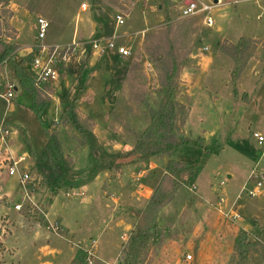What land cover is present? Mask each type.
<instances>
[{
    "label": "rangeland",
    "instance_id": "1",
    "mask_svg": "<svg viewBox=\"0 0 264 264\" xmlns=\"http://www.w3.org/2000/svg\"><path fill=\"white\" fill-rule=\"evenodd\" d=\"M199 1L216 4L211 13L212 28H206L199 16L181 18L176 0L0 3V56L7 57L0 63V95H7L8 85L13 87L12 107L0 98V135L3 128L7 132L3 138L5 143L0 140L4 143V147L0 146V193L11 192L10 204L0 206L2 215H11V219L9 216L0 219V264L45 261L33 263L30 255H25V245L31 242V225L36 223L44 229L48 225L43 221L45 217L30 206H24L19 212L13 210L14 202L20 201L22 193L16 178L8 176L12 165L5 160V150L7 145L17 155L34 153L36 157L43 151L45 135L32 112L31 96L21 87L13 68L18 66L31 77L37 71L32 67L34 59L45 63L54 46L63 48L52 59L59 79L41 88L49 96L43 99L45 108L40 119L56 129L70 173L56 196L44 175L35 170L28 173L39 181L37 188H31L39 209L48 212L50 208L49 218L60 217L69 227L70 234L62 238L43 230L42 237L48 246H57L61 251L57 264H65L71 256L74 259L71 264H87V254L81 251L84 249L93 254V264H98L97 257L108 261L107 264H123L126 258L130 264H170L178 252L179 259L186 255L196 258L195 251L187 249L186 244L193 241L192 234L203 207L197 194L200 192L204 198L215 201L222 197V191L232 201L235 199L233 210L237 213L221 210L218 214L223 222L231 228H236L232 226L239 220L241 225H248L252 241L258 244L257 253L251 252L241 260L233 253L235 239L232 242L228 234L222 240V254L230 252L225 264H264V193L254 198L241 193L252 170L256 168L264 173V144L259 145L254 138V134L264 138V118H256L251 113V103L248 104L257 86L254 104L264 112V6L260 4L258 10L254 9V2L259 0ZM83 5L85 10L81 9ZM116 15L123 16L122 26H115ZM39 18L48 23L42 41L36 40ZM112 36L117 37L118 45L130 49L129 58L121 59L113 54L99 57L89 52L92 41ZM241 40L245 46H241L236 57L231 46ZM41 45L48 52L42 51ZM171 56L179 64L172 93L178 104L175 133L177 138L197 142L201 149L178 148L170 156L144 160L137 153L139 137L153 126L152 112L165 102L161 82L164 65ZM128 157L139 160L135 167L147 166L150 160L165 168L170 160L189 163L195 174L190 177L183 174L179 178L178 189L172 193L169 203L179 196L178 205L173 203L162 211L167 204L155 220H141V211L135 212L138 224L134 230L143 231L148 244L141 247L137 242L131 246L128 234L123 243L124 254L119 255L121 246L116 248L111 241L108 244L114 235L109 236L104 225L122 213L121 208L111 203L110 195H118L120 200L131 199L127 198L130 192L121 187L135 167L129 165L120 173L119 167L113 165ZM159 172L158 168L152 174ZM6 175L9 179L4 180ZM115 176L118 180L113 181ZM196 176L198 185L194 187ZM104 187L109 200L102 203L100 190ZM163 187L168 194L170 182H164ZM131 201L134 199L128 200ZM234 215L239 220L232 218ZM153 223L156 229H150ZM200 242V238L194 241L195 246ZM19 245L24 248L17 260L13 257L14 248Z\"/></svg>",
    "mask_w": 264,
    "mask_h": 264
},
{
    "label": "crops",
    "instance_id": "2",
    "mask_svg": "<svg viewBox=\"0 0 264 264\" xmlns=\"http://www.w3.org/2000/svg\"><path fill=\"white\" fill-rule=\"evenodd\" d=\"M260 4H262V6H264V0H259L256 3L254 2V7H256L254 9L258 10L260 8V6H259ZM263 81H261L260 84H262ZM7 84H9V83H6V85ZM256 88H257V86L252 91L251 99H250L251 101L248 104L251 103V113H253V115L256 118H264V112L257 110L256 106L254 104L255 100L257 99V93H258L255 91ZM38 90L40 91L43 99H46V96H49V94L46 91H44L42 89H38ZM16 91H17V88H16ZM6 105H8V106L11 105V107H12V104H10V102L7 103ZM29 115L31 117H33V113H31V111H30ZM4 136H7V132H6L5 128H3V134L0 135V140L3 142H4V140H3ZM4 143L0 142V146H3L2 144H4ZM5 151H6L5 160L10 161L9 163L11 165L13 163H17L20 161L19 163H17V167H18L20 172H22V173L27 172L28 173V171H32L35 169L36 155L34 153H31V154L22 153V154L17 155L13 152L14 151L13 148L11 146H7V145H6ZM129 158L130 157L123 159L121 161H118L115 164H113L114 167H119V168H117V170H119L118 172L121 173V171L124 168L128 167L129 165H133L134 167L136 165H138L139 160L138 161H135V159L129 160ZM183 161H185V160H183ZM140 162L143 163L144 161L141 160ZM0 164H1V162H0ZM159 164L160 163H155V162H152L151 160L147 161V166L145 165V166H141V167H135L134 171L130 175H128V178L125 181V183L123 184L124 186L121 187V189L124 190L126 188L130 192V194L127 198H131V199L120 200V197H118V195H116V196L110 195L111 203H113V205L115 207L121 208L120 210L122 213L119 214L118 217H116L114 221L111 219V221H106V223L104 225V228H107V231L110 232L109 236L114 235V239H111V240L109 239L108 244L111 241L115 244L116 248L119 247V249H120V246L125 242L124 240H125L126 235L130 234V232L138 224V215L135 212L142 211L146 207V205H147L148 201L150 200L155 188L160 183L162 178L166 175L165 167H161ZM158 168L160 169V172L158 174H156V173L152 174V172ZM0 169H2V168H0ZM3 177H5L4 180L9 179L7 175L3 176ZM197 178L198 177L196 176V178H195L196 182L194 181L195 182L194 187L198 185L197 184ZM94 179H97V176ZM227 179H231V177L227 176ZM116 180H118L117 176H115V178H113V181H116ZM130 186L133 187V189H131ZM100 191L102 192V195H103V196H100L101 202L103 203V201L106 202V200H109L108 199L109 197H105L107 195V191H106L105 187L101 188ZM130 195H132V196H130ZM221 196L223 199L225 197L224 204L218 206L216 201L218 200L219 197L214 201L213 199H210V198H204L203 194L198 192L197 198L199 199V203H201L200 201L203 202V207L201 208V211L198 214L199 219L197 218L198 219L197 226H196V228L192 234L193 235V241H189L186 244L187 249H191V250L195 251L193 253L196 256V258H194L193 255H186V256H190L191 259L190 260H186L185 258L179 259V255H180L179 253L180 252H178L177 254L175 253L176 256L174 257V259H170V264H225L229 258L230 252H226L225 253L226 255L222 254V250H223L222 240H223V238L227 237L229 234V236H231V239L233 242V240L236 239V236L240 232L251 231V229L248 225L247 226L241 225L240 224L241 222H239L240 220L236 221L235 224L232 226V227L236 226V228H231L229 226V224L223 222V218L221 217L220 214H218L219 210L228 211L229 213L232 212L234 214H237V213L233 210V207L235 204V199L232 201L229 197V194L226 191H222ZM9 197H11V192H5V190H4L2 193H0V201H3L0 203V206L3 204L9 205L10 204V201H8ZM178 198H179V196H175V198L173 199L171 204L175 203V205H178L177 204V201L179 200ZM50 199H51L50 207H52V205H53L52 202H53L54 197H52ZM103 199H105V200H103ZM133 199H134V201H131V203L128 202V200H133ZM16 202L17 201H15L14 203H16ZM181 202L186 203V200H183ZM171 204H169V206L165 207L162 211H165L166 209H168V207H170ZM49 210H50V208H49ZM49 210H48V212L47 211L44 212L45 218L43 221H45L47 223L46 225H48V226H46V229H44L39 224L38 225H36V223L34 225L32 224L31 228H30V233H31L30 234V240H31V242L28 244V246L25 245L26 243L24 244L25 248H26L25 249L26 250L25 255L29 254L33 263H35L37 261L39 262V260H45L41 264H57V262H59L58 260L61 257V255H60L61 251L59 249H57V246L56 247L48 246V244L46 242L47 240H45L42 237V235L44 234L43 230L44 231L48 230L49 234L51 233L54 237H59V238H62L63 236L64 237L68 236L70 234V231L68 229L69 227L63 221L62 218L57 217L55 220H52L49 218ZM162 211L160 214L163 213ZM6 216H9L11 219V215L6 214V213H4L2 215V213H0V219L1 218L4 219ZM201 217H202V220H200ZM199 220L201 222L200 224H198ZM54 227H56L58 229L57 233H55V231L52 229ZM103 234H107V232L103 231ZM98 236L101 237L102 233H99ZM199 238L201 239V242H200V245L197 247V246H195L194 241L198 240ZM91 240H92L91 243L96 246L95 241H93L92 238H91ZM24 245H22V246L19 245V246H16L14 248L15 254L13 257L17 258V260L19 259V255H20L19 253H20L21 249L24 248ZM84 250H81V251L85 252ZM119 255H120V252H119ZM119 255H118V257H119ZM57 257H58V260H57ZM96 259H97L98 264H107L105 262H108V261H106L100 257H97ZM52 260H54V261H52ZM72 260H74L73 256L69 257V259H66L67 262L65 264H71Z\"/></svg>",
    "mask_w": 264,
    "mask_h": 264
},
{
    "label": "trees",
    "instance_id": "3",
    "mask_svg": "<svg viewBox=\"0 0 264 264\" xmlns=\"http://www.w3.org/2000/svg\"><path fill=\"white\" fill-rule=\"evenodd\" d=\"M11 0H1L0 3L8 4ZM245 41H240L236 46H231L236 54V57L240 54V48L245 46ZM172 57V56H171ZM6 55L0 56V63L6 60ZM234 59H237L234 57ZM179 64L173 57L169 60V63L164 65V79L161 82V87L165 94V102L161 107L152 112L153 126L148 129L144 135L139 137L140 143L138 144L137 153L140 157L145 159L153 157L170 156L178 148H194L201 149L200 145L187 138L176 136V128L174 125V119L176 117V111L178 104L172 97V93L175 86V80L179 72ZM21 87L26 90L31 96L32 112L36 115L42 130L45 135L46 143L44 145L42 153L35 158V171L44 175L48 182L53 187L52 193L56 196L58 191L63 187L69 175V163L63 156L60 142L57 137L56 129L52 126H47L40 119L45 108V102L38 89H35L32 85L31 77H28L22 71V68H13ZM142 155V156H141ZM166 175L162 178L160 183L155 188L150 200L143 211L139 213V219H152L155 220L159 211L164 208L173 198L172 193L178 189L179 178L186 174L187 176H193L195 171L193 166L189 163H180L170 160L165 168ZM170 182V192L166 193V187H163V183ZM175 187V188H174ZM164 189V190H162ZM151 220V221H152ZM156 229V225L153 223L150 229ZM251 232H240L235 239L233 246V253L237 255L241 260L247 257L251 252L257 253L258 244L252 241ZM129 242L131 246H134L137 242L141 247H146L148 239L144 232L138 230H132L130 232ZM0 247H2L0 245ZM125 244L121 245L120 255L124 254ZM123 264H130L126 258Z\"/></svg>",
    "mask_w": 264,
    "mask_h": 264
},
{
    "label": "built area",
    "instance_id": "4",
    "mask_svg": "<svg viewBox=\"0 0 264 264\" xmlns=\"http://www.w3.org/2000/svg\"><path fill=\"white\" fill-rule=\"evenodd\" d=\"M179 7V14L181 18H191V17H201L203 21V25L206 28H212L214 25V20L211 16L213 8L216 4H205L199 0H176ZM82 10H85V6L81 7ZM124 24V18L121 15H116L115 17V26H122ZM48 23L39 18L37 20V35L36 40L42 41L47 32ZM42 51L48 52L49 49L42 46ZM51 54L47 58V61L44 63L40 62V59L35 58L32 67L36 69L32 76V85L35 89H41L44 85H47L52 82H57L59 79V74L56 69L53 67L52 59L57 58L58 55L63 51V48H59L58 46H54L51 48ZM89 52H92L96 56H104L105 54H113L118 58L127 59L131 56V51L129 48L118 45L117 37L112 36L111 38H99L95 39L89 44ZM13 87L8 85V93L6 96H0L6 103L10 102L12 98ZM254 138L257 140L259 145L264 144V138L259 134H254ZM8 176L12 178H16L19 183L20 190L22 196L20 197V201H17L13 205V210L15 212L21 211L24 206L29 207L31 210H37L40 214L45 217L44 212H42L39 207L36 205V202L33 200L31 195V188H37L39 186V181L35 180L31 177V175L27 172H20L17 163H13L12 166L8 170ZM37 181V182H36ZM242 192L250 198L258 197L264 193V173L258 172L255 170L250 174V178H248L246 184L242 187ZM224 199L219 197L217 200V205L223 204ZM222 211L219 210L218 213ZM232 218L238 219V215H234ZM55 233H57L58 229L56 227L52 228ZM93 248V246H91ZM87 254L86 263L93 264V254L90 251H85ZM186 260H190V256L185 257Z\"/></svg>",
    "mask_w": 264,
    "mask_h": 264
},
{
    "label": "water",
    "instance_id": "5",
    "mask_svg": "<svg viewBox=\"0 0 264 264\" xmlns=\"http://www.w3.org/2000/svg\"><path fill=\"white\" fill-rule=\"evenodd\" d=\"M217 2V0H214V3H216ZM84 59H85V57L83 58V61H84Z\"/></svg>",
    "mask_w": 264,
    "mask_h": 264
}]
</instances>
